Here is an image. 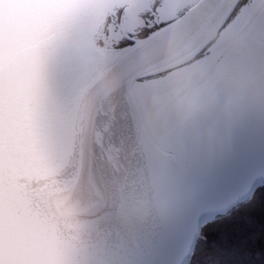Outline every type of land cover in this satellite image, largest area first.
I'll use <instances>...</instances> for the list:
<instances>
[{
	"label": "water",
	"instance_id": "95a60500",
	"mask_svg": "<svg viewBox=\"0 0 264 264\" xmlns=\"http://www.w3.org/2000/svg\"><path fill=\"white\" fill-rule=\"evenodd\" d=\"M241 1L0 0V264H188L264 185V0Z\"/></svg>",
	"mask_w": 264,
	"mask_h": 264
},
{
	"label": "trees",
	"instance_id": "16d2710c",
	"mask_svg": "<svg viewBox=\"0 0 264 264\" xmlns=\"http://www.w3.org/2000/svg\"><path fill=\"white\" fill-rule=\"evenodd\" d=\"M188 264H264V185L201 229Z\"/></svg>",
	"mask_w": 264,
	"mask_h": 264
},
{
	"label": "snow or ice",
	"instance_id": "6c2138e0",
	"mask_svg": "<svg viewBox=\"0 0 264 264\" xmlns=\"http://www.w3.org/2000/svg\"><path fill=\"white\" fill-rule=\"evenodd\" d=\"M68 70L62 67L59 63L50 61L46 66L45 73L49 83V87L53 92L58 91L63 87ZM144 77L138 74H131L129 78V96L135 94V88L144 81ZM243 146V137H241V147ZM211 179V178H209ZM102 219V217H100Z\"/></svg>",
	"mask_w": 264,
	"mask_h": 264
},
{
	"label": "flooded vegetation",
	"instance_id": "af4514ba",
	"mask_svg": "<svg viewBox=\"0 0 264 264\" xmlns=\"http://www.w3.org/2000/svg\"><path fill=\"white\" fill-rule=\"evenodd\" d=\"M249 0H242L239 3V7L246 4V2H248ZM254 28H256L259 25H264V3L262 8L259 10L258 14L256 15L255 19L252 21ZM257 29V28H256ZM254 33L252 32V30L250 28H248L245 33L240 36V38L238 37L237 39L239 40H246L249 37H254Z\"/></svg>",
	"mask_w": 264,
	"mask_h": 264
}]
</instances>
